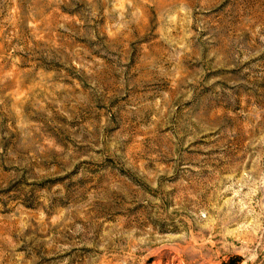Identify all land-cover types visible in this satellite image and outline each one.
Listing matches in <instances>:
<instances>
[{"label": "rangeland", "instance_id": "obj_1", "mask_svg": "<svg viewBox=\"0 0 264 264\" xmlns=\"http://www.w3.org/2000/svg\"><path fill=\"white\" fill-rule=\"evenodd\" d=\"M0 264H264V0H0Z\"/></svg>", "mask_w": 264, "mask_h": 264}]
</instances>
